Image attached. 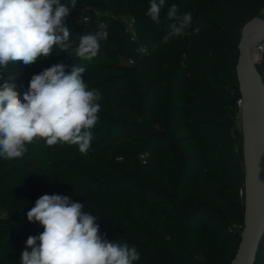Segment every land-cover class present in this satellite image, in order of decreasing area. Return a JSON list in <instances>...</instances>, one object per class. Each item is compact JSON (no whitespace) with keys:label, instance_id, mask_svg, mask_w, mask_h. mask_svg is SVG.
Here are the masks:
<instances>
[{"label":"trees","instance_id":"1","mask_svg":"<svg viewBox=\"0 0 264 264\" xmlns=\"http://www.w3.org/2000/svg\"><path fill=\"white\" fill-rule=\"evenodd\" d=\"M172 4L178 15L192 13L193 24L165 44ZM87 5L102 14L77 23ZM263 5L166 0L157 24L146 15L149 0H77L66 18L70 40L75 47L103 26L108 37L96 57L54 48L48 58L0 72V84L11 75L23 99L34 74L75 64L102 95L86 154L37 140L22 158H0V264H21L27 238L44 231L27 212L45 194L82 203L104 239L137 248L135 264H230L240 240L235 225L244 219L237 43L241 25ZM120 16L133 20L136 39ZM257 68L264 80V54ZM257 252L255 264H264V236Z\"/></svg>","mask_w":264,"mask_h":264},{"label":"clouds","instance_id":"2","mask_svg":"<svg viewBox=\"0 0 264 264\" xmlns=\"http://www.w3.org/2000/svg\"><path fill=\"white\" fill-rule=\"evenodd\" d=\"M166 0H149L146 15L157 24ZM77 0H0V72L18 62L29 66L51 56L53 49L67 51L81 60L96 57L100 41L108 37L101 26L81 35L76 46L70 40L66 18ZM165 18L162 43L183 35L193 24L190 12L178 15L172 4ZM82 22V17L77 23ZM199 32V28L194 29ZM157 45H153L155 49ZM86 68L57 63L34 74L23 93L16 91L14 77L0 84V158H22L27 146L43 140L47 146L67 144L86 154L99 120L101 92L85 82ZM2 78V76H0ZM67 195H42L27 212L29 222L44 229L29 236L20 255L21 264H135L139 253L128 243H110L100 235L97 217Z\"/></svg>","mask_w":264,"mask_h":264},{"label":"water","instance_id":"3","mask_svg":"<svg viewBox=\"0 0 264 264\" xmlns=\"http://www.w3.org/2000/svg\"><path fill=\"white\" fill-rule=\"evenodd\" d=\"M261 37L264 17H252L241 25L235 72L240 93L244 219L230 264H255L264 236V80L252 53Z\"/></svg>","mask_w":264,"mask_h":264},{"label":"built area","instance_id":"4","mask_svg":"<svg viewBox=\"0 0 264 264\" xmlns=\"http://www.w3.org/2000/svg\"><path fill=\"white\" fill-rule=\"evenodd\" d=\"M83 12H86V14H84V16L82 17L83 20L88 21L90 15L89 14H93L94 16H99L100 14H102L100 11H98L97 9H95L92 6H85L83 9ZM260 16H264V5L262 6L260 12H259ZM122 22L125 25L126 30L130 33L131 39H136V31L134 29V25H133V20L124 16H120L119 17ZM100 25H103V22L100 21ZM146 47L144 45H140L138 48V51L140 53H144L146 51ZM252 53H253V58L255 60V62L258 64L261 62L263 54H264V37L259 38L253 48H252ZM129 63H132V60H129ZM6 215L5 210H1L0 209V217H4ZM235 227L237 229H242V225H235Z\"/></svg>","mask_w":264,"mask_h":264},{"label":"rangeland","instance_id":"5","mask_svg":"<svg viewBox=\"0 0 264 264\" xmlns=\"http://www.w3.org/2000/svg\"><path fill=\"white\" fill-rule=\"evenodd\" d=\"M262 17H264V16H262ZM240 117H239V113L237 114V116H236V127L240 130Z\"/></svg>","mask_w":264,"mask_h":264}]
</instances>
